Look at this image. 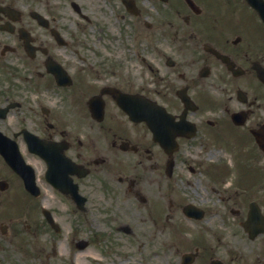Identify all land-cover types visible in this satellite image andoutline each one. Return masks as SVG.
I'll return each mask as SVG.
<instances>
[{
  "label": "flooded vegetation",
  "instance_id": "obj_1",
  "mask_svg": "<svg viewBox=\"0 0 264 264\" xmlns=\"http://www.w3.org/2000/svg\"><path fill=\"white\" fill-rule=\"evenodd\" d=\"M245 3L0 0V68L34 90L57 92L58 103L30 106L28 128L68 162L58 169L65 171L64 188L37 174L39 195L15 172L0 177L6 180L0 182L3 200L12 199L17 214L31 218L20 222L10 215L0 233L10 232L14 222L16 237L29 233L36 239L41 224L52 230L44 216L42 223L36 219L38 199L47 197L48 186L70 204L64 211L94 222L96 240L86 244L95 245L94 264H264V21L258 14L240 15ZM183 97L196 107L185 114L196 123L197 135L177 137L169 173V155L148 122L132 120L119 102L154 100L179 120ZM3 99L7 105L21 98L0 93ZM25 127L0 129L27 147ZM212 141L233 153L234 176L224 161L216 166L224 175L216 179L201 161L183 160L190 176H178V151ZM27 155L47 169L41 155ZM128 160L135 169L159 171L156 193H150L152 178L127 170ZM250 164L255 173L247 176ZM179 178L189 187L177 185ZM203 185L210 195L198 191ZM149 204L147 216L141 209ZM251 210L257 218L246 226ZM101 214L90 221L89 215ZM58 251L51 240L46 260ZM57 257L89 264L79 255Z\"/></svg>",
  "mask_w": 264,
  "mask_h": 264
},
{
  "label": "rangeland",
  "instance_id": "obj_2",
  "mask_svg": "<svg viewBox=\"0 0 264 264\" xmlns=\"http://www.w3.org/2000/svg\"><path fill=\"white\" fill-rule=\"evenodd\" d=\"M23 70V69H21ZM21 73H24V70L21 71ZM10 80H13L19 84V87L13 88V83L10 82ZM3 89L5 93H7L8 96L12 97H19V98H24L27 100L25 102V106L22 107L21 110L12 111L9 116L6 119L0 120V127H5L7 126L10 129H17L23 124L31 125V121L28 117H31L32 115L29 114V105H34L37 103L38 105L43 101V102H54L58 103L57 99V92H44L41 90H34V88L30 87L28 83H24L21 77H16V79L13 78L12 73H7V71H4L2 68H0V89ZM39 93L38 97L39 100L38 102H34L33 100L36 98V94ZM31 99V101H29ZM29 114V115H28ZM22 143V142H21ZM197 146V145H196ZM199 148V146H197ZM22 149L25 153V155L31 160H34L33 157L27 155L29 154L28 149L26 146H24V143H22ZM200 151V148L199 150ZM183 161H196L198 159H204V154H199L195 153L193 151V146L190 148L188 147L187 149L183 150L182 152ZM225 156L226 158L228 157V160L230 159L231 156H233V153L227 154L225 151ZM233 158V157H232ZM232 161H230L231 163ZM38 163V162H37ZM127 163L128 165H125L127 170H132L133 173L137 172L139 174L146 175L150 178H152L155 183L153 184L151 191H157L158 183L157 181L162 178V175L159 173L158 170H153L149 169L147 171H143V169H140L139 167L137 169L133 168L132 165L130 164L131 161L128 160ZM43 162L38 163V169L39 171H43ZM188 165L186 163H181L179 165V174L178 176H190V173L188 174L187 171ZM250 171H247V176L250 174L253 175L255 173L254 171V166L252 164L248 165ZM10 169L7 167L6 163L0 158V177H9L12 176V174L9 171ZM143 171V172H142ZM130 172V171H129ZM212 172L216 175V179H221V176L224 175V173L221 170H215L212 169ZM232 174H230L232 177L235 174L236 169H231ZM128 173V172H127ZM100 175H106L105 173L101 172ZM199 175V174H196ZM237 176V175H235ZM185 179H177L176 184L182 187L183 189L185 187H189V185L186 186L185 184ZM47 186V185H46ZM192 189H195V185H191ZM204 187V189H203ZM206 192L210 195V189L207 186H202L198 188V191ZM159 191V190H158ZM190 193H194V190H191ZM8 192L5 193L7 195ZM46 195L47 197L43 199H39L38 203L42 202L45 203L46 205H52L53 209L55 210V216L61 226L63 227L62 232L60 235H56L54 231L52 230H44L46 229L42 224L39 227V234L36 236V239H33V237L27 233L23 234L21 236H15V232L17 231V222H14L13 225L11 226L10 232H8L6 235H2L0 233V264H67L64 261H61L58 256H63L67 257L68 255H74L76 256H81V259L83 261L89 263V264H94L93 260L90 261V258L93 256L95 253V245H91L88 247L85 251L78 253L76 251V248L74 244H72V240L78 239L79 237H85V238H91L95 239V234L93 229V219L101 217L98 215H89L90 222H85L82 216H79L77 213H70L66 212L63 209H66L68 205H70L68 202L66 203L59 195L56 194L55 191H52L48 186L46 187ZM152 195V194H151ZM6 196H4L5 198ZM2 195L0 196L1 205H0V223L2 222H8L9 218L13 216H18L20 218V222L27 221L30 222L31 218H29V213L25 214L22 211L17 214L16 207L14 205V202H12V199L10 200H3L4 199ZM157 207V206H155ZM149 208L150 211V204L146 206V210L141 209L142 213L149 216L147 209ZM137 209V207H133L132 209V218H133V223L137 224L136 217L133 214V211ZM96 211V210H95ZM16 214V215H14ZM31 217L34 218V214L31 211L30 212ZM35 219V218H34ZM36 219L39 220V223H42V218L39 213L36 214ZM19 223V221H18ZM23 224V223H20ZM118 235L116 233L114 236ZM51 240H55V247L58 248V253L57 255H53L48 261L46 260L47 258V253L51 250ZM96 240V239H95ZM38 254V257L36 256Z\"/></svg>",
  "mask_w": 264,
  "mask_h": 264
},
{
  "label": "water",
  "instance_id": "obj_3",
  "mask_svg": "<svg viewBox=\"0 0 264 264\" xmlns=\"http://www.w3.org/2000/svg\"><path fill=\"white\" fill-rule=\"evenodd\" d=\"M151 106H152V104H151ZM151 106H149V110L153 109ZM134 116L137 117L138 114L135 112ZM2 152L5 155V157L7 158L8 162L13 166V168L15 170L26 175L25 172L27 170L26 169L27 166L24 163L19 151H17V148H13L10 150H2ZM39 152L45 154L47 157L49 156L46 149H40ZM49 162H50V164H53V161L50 158H49Z\"/></svg>",
  "mask_w": 264,
  "mask_h": 264
}]
</instances>
